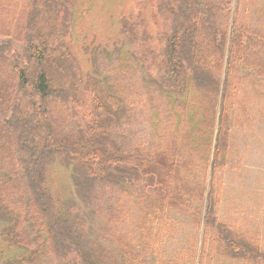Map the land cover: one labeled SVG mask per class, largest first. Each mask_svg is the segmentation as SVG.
Here are the masks:
<instances>
[{
    "label": "trees",
    "instance_id": "1",
    "mask_svg": "<svg viewBox=\"0 0 264 264\" xmlns=\"http://www.w3.org/2000/svg\"><path fill=\"white\" fill-rule=\"evenodd\" d=\"M51 1L54 0H27L22 17L24 29L14 36L3 37L0 32V152L17 159L15 166L9 160L11 167L3 170L15 174L17 185L27 186L29 209V213L17 214L13 219L6 212L9 208L0 211V216L7 217V233L3 236L6 250L0 253L17 252L19 264L27 258L32 259L30 264H41L44 257L64 264H99V259L106 260L99 255L91 258L84 252L76 242L74 222L47 189L54 163L68 157L79 162L92 181L106 184L108 197L114 195L111 188L119 186L121 198L116 200L114 195V205L109 209L114 211L117 201H129L133 192L136 195V190L141 189L148 192L149 199L154 198L151 200L159 212V221H169L168 212L175 210L174 214L188 219V226L197 227L196 241H187L184 253L175 260L177 264L184 255L190 264H204L210 240L215 245L212 254L238 263L264 264L256 233L217 219L216 185L225 166L234 104L231 80L233 76H251L255 70L262 72L261 66L256 68L248 59L242 60L261 45L251 39L249 30L241 27L240 32L235 18L229 28L222 26L231 1L166 0L164 5L171 23L161 33L160 59L151 75L154 86L161 91L175 94L187 89L186 94L200 99L202 112L197 109L198 122L193 123L190 134L196 142L206 144L208 151L200 152L196 162L184 145L167 162L159 151L150 152L144 145L131 149L132 143L127 141L130 125L126 121L134 117L130 113L137 101L133 90L122 73L113 72L105 79L106 87L90 91L85 97L80 74L69 76L70 68L77 65L73 50L56 44L41 28L44 7ZM61 1L69 4L71 0ZM56 53H63L66 62L61 82H56L47 68ZM119 81L128 87L119 86ZM193 96L183 100L187 108L194 105ZM149 104L159 107L154 101ZM136 105L140 111L147 107ZM146 109L152 110L150 106ZM176 143L171 144V151L177 149ZM184 163L191 165L187 172L177 171ZM194 166H198L197 173H191ZM137 202L142 205L138 228L144 232V202ZM195 202L200 207H194ZM125 206L126 203L119 209L124 216ZM153 215L151 210L146 220L149 238L158 221L152 219ZM24 217L26 222L32 221V232L24 228ZM0 226L5 229L2 216ZM143 237L147 245L150 240ZM150 253L152 247L147 245L140 250L132 248L130 255L139 259ZM132 259L126 256L128 264H134Z\"/></svg>",
    "mask_w": 264,
    "mask_h": 264
},
{
    "label": "rangeland",
    "instance_id": "2",
    "mask_svg": "<svg viewBox=\"0 0 264 264\" xmlns=\"http://www.w3.org/2000/svg\"><path fill=\"white\" fill-rule=\"evenodd\" d=\"M211 1H231L227 15L225 12L222 18V26L229 28L231 19L235 18L240 25L239 31L242 32L241 27L249 30L256 45L261 44L257 52L242 60L248 59L250 66L256 68L261 66L262 72L255 70L251 76H233L231 80L234 104L229 150L226 153L227 165L219 174L221 182L217 181L216 185L217 177L214 181L220 204L218 218L222 221L232 219L244 222H237L235 226L260 229L264 228V0ZM26 2L0 0V32L5 35L3 37L14 36L24 29L25 21H22V17ZM165 3L166 0H71L69 4H64L61 0H54L44 7L40 25L56 44L67 45L73 50L77 65L70 68L69 76L72 78L80 74L85 97L89 96L90 91L106 87L105 79L113 72L125 76L126 84L134 92L133 99L137 100L135 103L152 109L147 110L145 107L140 111L133 103L130 113L134 117L130 116L126 121L131 131L127 141L132 143L133 150L144 145L150 152L159 151L164 162H167L169 156L175 158L183 145L191 150L192 156L208 151V146L196 142V138L190 134L193 123L195 125L198 122L195 113L199 110L200 99L193 94H186L187 89L175 94L166 93L157 89L153 83L151 74L153 66L160 59L161 33L171 23L164 8ZM242 44L246 43L243 41ZM231 45L234 47V42ZM60 49L64 50V47ZM65 67L63 53L54 54L47 66L56 82L63 80ZM244 73L247 71L244 70ZM118 84L123 88L128 87L120 81ZM190 96L195 98V103L187 108L183 100ZM151 101L159 107H153L149 104ZM174 141H177V149L171 151ZM9 160H12V165L17 164L16 158L10 155L5 157L0 152V211L9 208L6 212L13 219L17 214L29 213V209L27 186L17 185L14 173H4L3 168L11 167ZM190 166V163H184L177 171L187 172ZM107 187L106 184L92 181L82 165L68 157L54 163L47 183L53 200L60 202L64 214L76 226V242L91 258L99 255L106 259H99V264H128L126 256L132 259L131 249L140 250L147 245L152 247L153 253L144 254L139 259L133 258L134 264H177L175 260L184 253L187 241H196L197 227L188 226L185 216L182 218L174 214L177 211L168 212L171 218L169 221H159V212L151 200L154 198L149 199L147 191L137 189L132 199H120L114 211L109 209L110 205H114L115 200L112 198H121V191L119 186L112 187L115 196L108 197ZM141 200L144 202V225L141 227L144 232L138 228L142 205L137 201ZM125 203L126 216L119 213ZM194 207L200 205L195 202ZM151 210L154 212L152 219L158 221L152 227L149 238L146 220ZM107 213L109 217L106 219ZM1 216L5 229L0 226V251L6 250V247L3 248V236L7 233V217ZM27 217L23 220L24 228L32 232V221L26 222ZM225 224L232 226L231 222ZM19 234H22L20 230ZM140 234L149 238L147 245V239L144 240ZM262 237L260 246L264 250V234ZM214 249L215 245L210 240L204 264H247L212 254ZM41 254L44 256L43 248ZM19 258L20 254L15 251L0 253V264H19ZM31 260L27 258L23 263L30 264L28 262ZM41 260V264H64L47 257ZM178 264L190 262L184 255Z\"/></svg>",
    "mask_w": 264,
    "mask_h": 264
},
{
    "label": "crops",
    "instance_id": "3",
    "mask_svg": "<svg viewBox=\"0 0 264 264\" xmlns=\"http://www.w3.org/2000/svg\"><path fill=\"white\" fill-rule=\"evenodd\" d=\"M229 136H230V134H229ZM228 150H229V145H228ZM228 150H227V153H228ZM190 151V153H191V150H189ZM191 156H192V154H191ZM198 156H199V154H196V155H194L193 157H191L193 160V162H196V161H198L199 160V158H198ZM226 165H227V160L225 159V166H224V168L226 167ZM197 168H198V166H195V167H193L192 169V171H191V173L192 172H195V173H197ZM223 168V169H224ZM220 174V173H219ZM218 174V175H219ZM220 176V175H219ZM219 179H220V182H221V178L219 177ZM219 182V183H220ZM220 206V204H218V207ZM220 213V212H219ZM218 208H217V219H218V221L219 222H222V223H229V222H231V224H232V226H234V227H237V228H241V229H243V230H246V231H250V232H254V233H256L258 236H259V247H260V250H261V252L262 253H264V250L261 248V241H262V239H263V234H264V228L263 227H260V229H258V228H256V229H251V228H246V227H241V226H235L234 224H236L237 222H240V221H237V220H232V219H228V220H224L223 219V221L222 220H220L219 218H218ZM258 221V220H257ZM240 223H244V222H240ZM184 250H185V248H183Z\"/></svg>",
    "mask_w": 264,
    "mask_h": 264
}]
</instances>
